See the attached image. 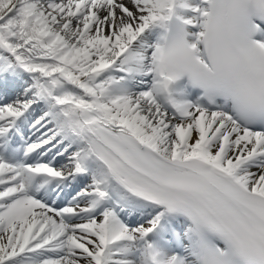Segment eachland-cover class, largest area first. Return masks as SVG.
<instances>
[{
	"label": "snow or ice",
	"instance_id": "6c2138e0",
	"mask_svg": "<svg viewBox=\"0 0 264 264\" xmlns=\"http://www.w3.org/2000/svg\"><path fill=\"white\" fill-rule=\"evenodd\" d=\"M0 264H264V0H0Z\"/></svg>",
	"mask_w": 264,
	"mask_h": 264
}]
</instances>
